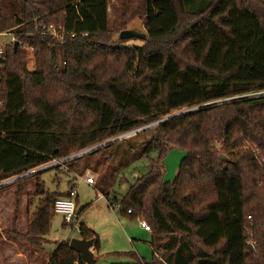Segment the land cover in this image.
Masks as SVG:
<instances>
[{"label":"trees","instance_id":"16d2710c","mask_svg":"<svg viewBox=\"0 0 264 264\" xmlns=\"http://www.w3.org/2000/svg\"><path fill=\"white\" fill-rule=\"evenodd\" d=\"M116 2L129 17L121 26L111 24L109 0H0V32L33 44L36 62L28 70L27 50L14 44L0 57V183L206 104L65 161L64 173L72 177L71 186L77 170L82 176L103 169L97 186L109 206L119 203L130 218L147 216L153 259L129 251L132 261L116 264H264V212L247 194L251 184L264 190V93L257 95L264 91L262 3L211 0L190 11L184 0ZM136 17L147 33L145 45H126L131 39L120 37L119 45H110L107 35L127 29ZM42 22L63 26L64 37L43 33ZM95 52H101L100 66ZM123 55L124 76L109 62ZM51 83L66 86L90 121L77 123L62 114L46 97ZM174 147L186 156L174 180L166 181L164 158ZM142 158L147 170L122 196L114 194L116 179ZM54 166L31 175L45 195L28 233L33 244L51 243L55 201L75 188H47L41 174ZM247 172L257 177L247 181ZM249 226L257 251L248 243ZM80 230L99 251V235L85 223ZM48 256V264H86L68 241Z\"/></svg>","mask_w":264,"mask_h":264},{"label":"rangeland","instance_id":"374dc122","mask_svg":"<svg viewBox=\"0 0 264 264\" xmlns=\"http://www.w3.org/2000/svg\"><path fill=\"white\" fill-rule=\"evenodd\" d=\"M135 1V0H133ZM137 1V0H136ZM208 0L205 4L193 5L192 2H188L187 8L190 11L201 10L210 2ZM262 4L260 5L264 9V0H259ZM120 7L117 5L116 0H109V15L111 24L119 21L127 20L129 17L122 15ZM127 23V29L142 30L146 32L143 25H141L137 19ZM60 19V15L57 16ZM122 31V30H121ZM113 31L107 35L109 37L110 45H119L118 42L120 32ZM11 35H5L0 37L5 41H9L6 45L8 47L15 45L16 41H19L14 34L8 32ZM14 37V40L12 39ZM22 43L19 42V45ZM126 45L140 44L145 45V42L140 39L128 40ZM23 47V46H22ZM27 50V49H26ZM108 52V50H106ZM124 52L125 51L121 50ZM101 53V52H100ZM99 52H95L94 56L95 63L100 66L102 60H99ZM180 56L189 61L188 56ZM121 56L120 59L116 60L114 57H110L109 62L113 66V70H117L119 74L124 76V65L125 57ZM97 59V60H96ZM27 69L33 70L35 68V55L27 50ZM93 60V61H94ZM55 86V87H54ZM44 93L41 89L37 90V93ZM46 97L55 103L56 107L62 114H69L70 118H75L77 123L89 122L91 119L90 112L79 103L75 96L70 95L67 92V87L59 86L56 89L55 84L47 85ZM128 137V136H127ZM130 137V136H129ZM243 145H251L246 141ZM242 147L240 144L239 148ZM223 151V150H222ZM225 152V151H224ZM223 153V152H222ZM186 156V151L179 147H174L166 154L164 158V179L166 181H173L182 159ZM68 161V160H67ZM57 162L53 169L47 170L41 174L42 180L45 182L48 189L51 191L58 190L61 193H67L71 187L75 186L77 191V218L73 224H66L63 214L53 211V218L51 220L50 230L47 239L51 243H45L43 240L40 241L41 245L33 244L29 237V231L32 226L34 219V212L43 206V200L45 195H41L38 192L37 178L29 177L22 183H18L17 180L6 184L7 186L0 189V264H48L50 261L49 251L55 250L57 243L68 241L73 238L81 237L80 226L82 223L87 224L92 228L100 238V250L97 255V251L94 248V256L97 260L96 264H116V263H127L131 262L132 258L125 254V252L134 251L140 257L146 258L148 261L153 259V250L150 245L152 233L145 230L140 226L141 218H130L127 215L121 213L120 204H116L113 208L109 206L107 198L102 195L97 185H99L100 178L103 174V169L95 172L92 170H86L82 176H78V172L74 174V184L69 185V181L72 179L71 176L66 175L65 170L69 169V166L62 161V159L55 160ZM148 160L142 158L132 164L131 167L122 172L118 179L113 184L112 191L119 197L122 196L128 186L134 180V177L139 173L147 170ZM60 167V169H59ZM58 172V178L56 176V170ZM74 172V168L71 169ZM95 178V184L91 185L86 182L85 178L88 176ZM257 177V173L247 172L245 178ZM25 178V177H24ZM59 183H58V182ZM253 183V182H252ZM100 186V185H99ZM44 188V187H43ZM247 194L251 196V203H258L259 207L264 212V190H258L254 188L252 184L247 187ZM257 210V209H256ZM147 220V216H142ZM253 226V225H251ZM250 229L248 240L256 241L255 234L253 235V228ZM198 247L204 248L200 242L197 244ZM48 250V251H47ZM212 251V249H208ZM257 251V246L255 248Z\"/></svg>","mask_w":264,"mask_h":264},{"label":"water","instance_id":"95a60500","mask_svg":"<svg viewBox=\"0 0 264 264\" xmlns=\"http://www.w3.org/2000/svg\"><path fill=\"white\" fill-rule=\"evenodd\" d=\"M119 37L122 40H128V39H141V40H144V39L147 38V33L146 32H141V31H138V30H135V29H124V30H122L120 32ZM18 45H19V41H16L15 42V45H14V48L16 49L18 47ZM205 106H206V104L201 105V106H197V107H193V108H190V109H186V110H183V111L178 112V113H175V114H173V115H171L169 117H166V118H164L162 120H159V121L153 122L151 124L145 125L143 127H140L138 129H135V130H133L131 132L125 133L123 135H120V136H117L115 138H112V139H110V140H108L106 142H103L101 144L95 145V146H93L91 148H88V149L82 150L80 152H77V153H75V154H73L71 156H68L66 158H63L62 161H67V160H71V159H73L75 157L82 156L84 154H87L89 152H92L94 150H97V149H99V148H101V147H103V146H105L107 144H110L112 142L118 141V140H120L122 138H125L127 136H130V135H132L134 133H137V132H139V131H141L143 129H146L148 127H151L153 125H156V124H158V123H160L162 121L171 119L173 117L179 116L181 114H184V113H187V112H190V111H193V110H196V109L205 107ZM222 159L223 160H226V156L223 155L222 156ZM56 163L57 162L54 161V162H52L50 164L41 166V167H39L37 169L31 170V171L26 172V173H24L22 175H19V176H16L14 178H11L8 181H4V182L0 183V187L8 184L9 181L10 182H14V181L19 180L21 178L30 176L32 174H35V173H37V172H39L41 170H44V169L50 167L52 165H55ZM69 247L71 249L75 250L76 252H78L81 255L82 260L86 264H96V258L94 256V239H87V238H83V237L73 238V239L70 240Z\"/></svg>","mask_w":264,"mask_h":264},{"label":"built area","instance_id":"2783aa9c","mask_svg":"<svg viewBox=\"0 0 264 264\" xmlns=\"http://www.w3.org/2000/svg\"><path fill=\"white\" fill-rule=\"evenodd\" d=\"M43 23L44 22L41 23L42 27H43V31H42L43 33L51 34L53 37H56V38H63L64 37L65 28L63 26L57 27L56 25H50V26L47 27V26L43 25ZM6 34L8 35L9 33L8 32H0V37L5 36ZM9 35H11V34H9ZM12 39L14 40V37ZM8 42L9 41H7V40L5 41L4 39H2V40L0 39V57L2 59H5L7 57L6 45H7ZM22 46L25 49L29 50L34 55L35 47H34L33 44L22 43ZM263 93H264V91H260V92H258L257 95L263 94ZM1 105H2V100H0V107H1ZM8 180H10V179H8ZM8 180H6V181H8ZM85 180H86L87 183H89L91 185L95 184V178L93 176H91V175L86 177ZM9 183H11V182L9 181ZM77 195H78L77 191L74 188V189H71L69 191V194L67 196L59 197L55 201V211L57 213L63 214L66 224H73L74 220L77 218V211H76V208H77ZM115 205H113V207ZM120 206L122 208V205H120ZM129 212H131V210H129ZM139 223H140V226L143 227L145 230L151 231V229H152L151 225L147 222V220H145L144 218H141ZM248 243L254 249L257 246L256 241L248 240Z\"/></svg>","mask_w":264,"mask_h":264},{"label":"crops","instance_id":"0c3cea01","mask_svg":"<svg viewBox=\"0 0 264 264\" xmlns=\"http://www.w3.org/2000/svg\"><path fill=\"white\" fill-rule=\"evenodd\" d=\"M188 2H192L193 3V5H199V4H204L203 2H208V0H184V3H185V7H186V9L187 10H189L188 8H187V3ZM195 11V10H194ZM138 19V21H139V23L141 24V25H143V27H144V24H143V21L140 19V18H137ZM140 31V30H139ZM141 32H142V30H141ZM78 202V201H77ZM96 250V249H95ZM97 251V255H98V250H96Z\"/></svg>","mask_w":264,"mask_h":264}]
</instances>
